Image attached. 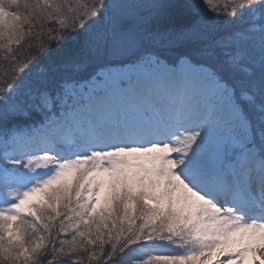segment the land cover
<instances>
[{"label": "snow or ice", "instance_id": "snow-or-ice-1", "mask_svg": "<svg viewBox=\"0 0 264 264\" xmlns=\"http://www.w3.org/2000/svg\"><path fill=\"white\" fill-rule=\"evenodd\" d=\"M249 259L264 0H0V264Z\"/></svg>", "mask_w": 264, "mask_h": 264}, {"label": "trees", "instance_id": "trees-1", "mask_svg": "<svg viewBox=\"0 0 264 264\" xmlns=\"http://www.w3.org/2000/svg\"><path fill=\"white\" fill-rule=\"evenodd\" d=\"M70 2L73 4V6L76 4L77 0H70ZM218 2L223 5L224 3L227 2V0H218ZM63 218V217H61ZM64 234H61V237L63 236ZM61 237H58V239H60Z\"/></svg>", "mask_w": 264, "mask_h": 264}, {"label": "rangeland", "instance_id": "rangeland-1", "mask_svg": "<svg viewBox=\"0 0 264 264\" xmlns=\"http://www.w3.org/2000/svg\"><path fill=\"white\" fill-rule=\"evenodd\" d=\"M221 259H226V257H221ZM245 264H251V260L249 259L248 261L245 262Z\"/></svg>", "mask_w": 264, "mask_h": 264}]
</instances>
